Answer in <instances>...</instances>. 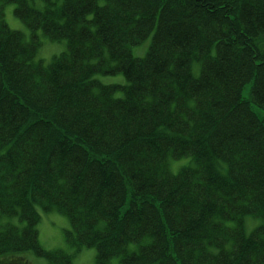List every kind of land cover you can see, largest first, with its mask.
Returning <instances> with one entry per match:
<instances>
[{
  "label": "trees",
  "instance_id": "trees-1",
  "mask_svg": "<svg viewBox=\"0 0 264 264\" xmlns=\"http://www.w3.org/2000/svg\"><path fill=\"white\" fill-rule=\"evenodd\" d=\"M42 1L0 0V264H72L41 247L39 209L95 264H264V223L244 230L264 218V0ZM37 31L66 50L35 60Z\"/></svg>",
  "mask_w": 264,
  "mask_h": 264
},
{
  "label": "rangeland",
  "instance_id": "rangeland-1",
  "mask_svg": "<svg viewBox=\"0 0 264 264\" xmlns=\"http://www.w3.org/2000/svg\"><path fill=\"white\" fill-rule=\"evenodd\" d=\"M61 2V0H56ZM35 8L43 9L45 4L42 0L32 1ZM57 3V2H56ZM104 0H98V4L102 5ZM14 3H5L3 5V20L8 26L14 30L19 31L26 40L29 39L30 31L24 22H22L13 12ZM91 15L89 14L88 17ZM38 39H40V45L37 48L35 54V60L42 59L44 63H48L53 55H57L66 50L65 40L53 41L49 40L46 36L41 34L40 31L36 32ZM151 41V35L147 36L141 43L130 46V51L134 57L142 58L149 47ZM197 75V71H195ZM93 78L98 79L102 83H116L120 85L126 84V79L122 72H118L113 75L109 74H96ZM242 96L247 98L250 92V83L244 84L242 90ZM121 91L118 90L116 95H120ZM252 110L260 118L264 124V110L252 105ZM35 122L40 121L39 111L33 114ZM192 160L189 156L181 157L178 159L167 158L168 169L172 173L178 172L182 166L191 165ZM39 221L36 225L38 241L42 248L45 250H57L62 249L71 257L72 264H95V248L80 246L75 248L74 245L67 243L64 237V231L70 227L68 218L55 209L42 210L39 209ZM3 220H12L5 218ZM231 224L232 221H227ZM264 223V218L245 216L244 218V230L246 234H249L255 227ZM25 256H29L32 264H46V260L43 256L35 255L31 251H26ZM110 264H121L117 256H114L109 261Z\"/></svg>",
  "mask_w": 264,
  "mask_h": 264
}]
</instances>
